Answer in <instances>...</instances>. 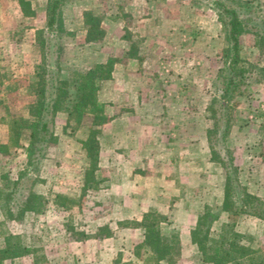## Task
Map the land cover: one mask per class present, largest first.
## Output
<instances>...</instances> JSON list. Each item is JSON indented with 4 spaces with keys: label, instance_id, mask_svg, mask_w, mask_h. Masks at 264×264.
Instances as JSON below:
<instances>
[{
    "label": "rangeland",
    "instance_id": "rangeland-1",
    "mask_svg": "<svg viewBox=\"0 0 264 264\" xmlns=\"http://www.w3.org/2000/svg\"><path fill=\"white\" fill-rule=\"evenodd\" d=\"M31 1L39 4V0ZM31 1L0 0V142L6 144V153H0V244L2 237L11 233L27 247V256L18 264H210L201 261L194 245L182 239L189 227L181 224L184 213L179 212L177 206L188 204L192 214L208 211L209 218L216 215L217 218L211 219L210 225L211 231H215L222 221L228 219L227 213L220 209L224 182L221 178L224 180L226 168L235 176L238 184L231 190L234 203H238L243 191L247 192L251 187L250 153H257L260 157L254 161L255 167L264 169V156H260L261 153L264 155V49L259 48L255 35L243 33L239 36L240 55L244 63L257 70V74H251V82L245 86V91L233 97L235 109L242 110L245 118H235L226 138L214 145L219 157L226 158V152L233 154L231 165H236V168L232 170L233 166L227 163L211 160L208 142L210 163L207 166L204 163L200 165L199 147H193L197 152L195 167H202V185L191 186L190 194H182L181 199H177L178 203H170L173 209L155 208L141 212L131 208L133 202L126 201V193L122 194L119 190L117 184L122 177L120 173H124L120 162L110 161L106 166L98 164L99 152L103 151L100 129L95 135L98 155L94 165L83 154L78 141L86 129L79 127L73 118L63 128V117H57L59 112L53 122L56 139L47 144L35 168L29 169L21 149L13 146L7 124L13 117L29 115L28 105L34 98V83L37 79L33 75L34 67L42 62L44 54V48L40 46L41 39L46 37L44 29L36 30L34 45L30 47L24 44L27 23L21 13L30 9ZM221 1L236 9L243 17H249L250 23L264 29V0ZM154 3L156 9H166L174 14L175 20L187 12L192 22L207 30L211 63L208 68H204L201 63L200 68L207 70L210 75V82L205 84L209 101L217 93L216 73L221 66V51L226 46L224 26L218 20L221 14L211 0H155ZM91 18L94 20L93 16ZM93 25L94 34L98 35L95 20ZM194 35L192 32L186 39L192 37L195 41L197 38ZM53 39L56 38H51L49 42L54 41V49L58 43ZM74 39L71 33L64 30L59 40L60 51L53 54V60L55 56L58 57L57 67L51 65V68L65 74L71 68H83L87 59L95 57L91 52L78 48ZM175 41L173 39L172 42ZM174 52H167L158 61L170 60L176 56ZM166 67H160L161 73H165ZM258 76L260 79L252 81ZM168 103L171 105V102ZM82 120L88 121L89 118L84 115ZM210 123L208 118V126ZM15 178L16 182L11 183ZM7 191L11 192V198H5ZM30 191L43 197L41 210L36 214L25 212L20 219L9 218L5 209L8 207L15 213L17 205H21ZM256 197L264 205V199L259 195ZM258 201L253 202L257 207L260 206ZM148 211H154L157 215L147 213L146 220L156 222L160 218L158 215H161L163 220L157 221L160 232L168 236L173 234L179 239V248L173 253L172 262L157 260L144 245H137L139 235L142 237L139 221L142 214ZM232 218L235 221L234 228L241 233L240 241L251 249L250 256L240 260L239 264L252 261H255L252 264H264L263 219L247 212H239L229 220ZM193 219L195 221V217Z\"/></svg>",
    "mask_w": 264,
    "mask_h": 264
},
{
    "label": "crops",
    "instance_id": "crops-1",
    "mask_svg": "<svg viewBox=\"0 0 264 264\" xmlns=\"http://www.w3.org/2000/svg\"><path fill=\"white\" fill-rule=\"evenodd\" d=\"M154 1L63 0L61 5L63 29L73 35L78 48L95 56L86 65L111 58L109 75L99 79L95 92L104 115L97 125L103 138L98 164L120 162L124 178L117 184L119 190L133 202L131 208L141 212L171 208L170 203L191 193V186L202 185V167H195L193 147H199L200 165L210 163L205 137L209 98L205 84L210 75L204 68L211 63L207 30L192 22L187 12L175 20L166 9H156ZM38 3L31 1L30 9L21 13L27 23L24 44L30 47L36 30L45 29L46 0ZM92 16L98 28L94 38ZM192 32L195 41L186 39ZM169 51L176 56L158 61ZM161 66H168L165 73ZM258 158L254 152L248 157L252 183L247 192L264 199V169L254 165ZM177 210L184 213L181 224L190 229L197 213L192 214L188 204L178 205ZM189 229L182 239L192 244ZM26 256L5 259L3 264H18Z\"/></svg>",
    "mask_w": 264,
    "mask_h": 264
},
{
    "label": "trees",
    "instance_id": "trees-1",
    "mask_svg": "<svg viewBox=\"0 0 264 264\" xmlns=\"http://www.w3.org/2000/svg\"><path fill=\"white\" fill-rule=\"evenodd\" d=\"M211 1L221 14L218 20L224 26L226 46L221 51V66L217 68L216 73L217 93L212 95L206 106L211 123L205 129V137L209 146L210 159L231 165L233 154L226 152V158L219 157L214 145L226 138L235 118L244 120L245 114L242 110L235 109V98L233 99V97L245 91V86L251 82L252 73L257 74L254 66L245 64L240 55L239 36L243 33H252L257 38L259 48L264 49V29L258 28L255 23H250L249 17H243L236 9L228 7L221 0ZM62 2L63 0H46L45 3L44 30L46 37L40 41L41 48H44V54L42 62L34 67L33 75L37 79L34 83V98L28 105L29 115L13 117L7 124L11 142L14 147L21 149L29 169L35 168L47 144L56 139L53 122L58 112L64 113L63 128L71 118L77 122L78 126H86L85 135L78 141L83 154L91 160V164H95L98 155V141L95 135L99 131L97 125L104 120V115L102 105L96 99L95 92L99 79L109 75L110 60L107 59L105 63L89 64L81 69L71 68L65 74L58 72L56 68L55 70L51 68V65L57 67L58 57L54 55L55 59L53 60V54L60 51L59 40L64 32L61 16ZM89 22L93 24L94 20L89 18ZM94 36L96 34L92 35L93 38ZM51 38H56L53 40L56 41V44L58 43L54 49L52 48L54 41L49 42ZM258 79L260 76L252 81ZM84 115L88 116V121L82 120ZM57 117L60 118L59 115ZM5 148L6 144L3 145L0 142L1 154L6 153ZM231 166H233L232 170L236 168V165ZM16 180V178L12 179L11 183H15ZM236 181L235 176L226 168L220 209L227 213L228 219L222 221L217 230L211 231V221L217 217L209 215V218L208 211H203L196 215L195 221L189 229V240L203 262L210 264L236 262L239 264L240 260L250 256L251 249L240 241L241 233L234 228V218L229 219L235 217L239 212H247L264 219V205L260 204L255 195L246 191H243L240 201L234 203L231 190L238 185ZM4 195L5 198H11L10 191ZM42 201L43 197L30 191L25 195L21 205H17L15 213L8 207L5 211L9 218L20 219L25 212L35 214L39 212ZM254 201H258L260 206L254 205ZM147 213L157 215L154 211L142 214L139 221L142 227V237L137 245H144L154 253L157 260L165 259L167 262H172L173 253L179 248L178 237L173 234L163 235L157 226L163 217L158 215L161 218L158 217V222L148 221L146 220ZM207 218L208 223L206 222ZM27 251V247L19 242L16 235L7 233L2 237L0 244V264H3L5 259L24 255Z\"/></svg>",
    "mask_w": 264,
    "mask_h": 264
}]
</instances>
